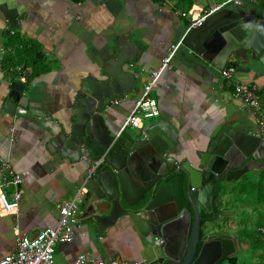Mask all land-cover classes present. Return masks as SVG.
<instances>
[{"label": "crops", "instance_id": "1", "mask_svg": "<svg viewBox=\"0 0 264 264\" xmlns=\"http://www.w3.org/2000/svg\"><path fill=\"white\" fill-rule=\"evenodd\" d=\"M225 1L191 0L186 13L180 0H0V159L7 160L23 181L18 212L5 214L0 209V257L15 251L16 233L34 236L55 228L57 204L71 199L86 176L83 159L48 149L49 126L68 130L70 106L82 79L97 75L118 56L127 59L123 70L134 75L133 87L107 110L120 132L144 84L161 67L171 46L184 40L190 14ZM185 51L182 42L151 90L159 115L145 123L165 122L175 130L179 161L191 158L214 130L226 124L258 131L218 70L207 63L186 62ZM16 52L24 53L16 56ZM36 53H40L38 62H34ZM232 64L236 80L258 87L264 107V75L246 69L234 57L226 67ZM13 93L26 98L28 106L16 103L14 114H9L4 104L13 101ZM74 232L72 242L54 248V259L57 256L61 264L83 252L103 261L141 260V242L127 217L102 235L94 225L85 224ZM229 236L239 251L243 240Z\"/></svg>", "mask_w": 264, "mask_h": 264}, {"label": "water", "instance_id": "2", "mask_svg": "<svg viewBox=\"0 0 264 264\" xmlns=\"http://www.w3.org/2000/svg\"><path fill=\"white\" fill-rule=\"evenodd\" d=\"M183 44L184 60L195 66L203 62L223 70L234 57L264 75V0L228 4L188 30ZM126 61L118 56L97 75L82 79L70 106L68 130L49 126L51 153L74 160L102 159L79 202L80 224L94 225L102 235L121 218H129L141 242L140 264H222L238 251L233 238L203 240L200 224L213 217L214 183L237 182L264 169V136L244 125L226 124L191 158L179 161L177 133L165 122L143 126L140 138L118 132L107 110L133 87L134 75L123 70ZM10 97L13 101L4 104L9 114L16 103L28 106L20 93Z\"/></svg>", "mask_w": 264, "mask_h": 264}, {"label": "built area", "instance_id": "3", "mask_svg": "<svg viewBox=\"0 0 264 264\" xmlns=\"http://www.w3.org/2000/svg\"><path fill=\"white\" fill-rule=\"evenodd\" d=\"M244 0H226L221 5L209 9L207 11H194L190 14V25L187 29L196 28L219 9L228 4H240ZM183 42L171 46L169 53L162 62L161 67L154 71L150 80L144 84L140 97L134 102L133 108L126 117L120 132L126 127L140 129L142 127V119H151L159 115L157 101L150 96L151 90L155 87L161 73L168 66L174 53ZM219 76L228 82L232 88V94L235 98H239L244 109L257 125L258 131L254 132L256 136H264V116L261 110L259 89L256 85L242 83L234 78L236 67L229 65L223 70L217 71ZM120 99H115L111 103L117 105ZM19 113H25L23 109H18ZM83 152V149H81ZM86 176L80 186L77 188L71 199H65L57 204L58 222L53 229H44L34 236H25L16 233L15 235V251L3 257H0V264H57L54 259V248L56 245H64L73 241L75 237L74 228L80 224V215L78 214V204L86 192V183L88 179L95 173L96 168L102 162V159L87 161ZM22 178L15 172L11 164L0 159V209L5 214L17 213L22 198ZM264 234V229H260ZM156 244H160V239H155ZM63 264H140L137 261L125 262L119 258H111L106 261L99 260L90 253H80L73 261Z\"/></svg>", "mask_w": 264, "mask_h": 264}, {"label": "rangeland", "instance_id": "4", "mask_svg": "<svg viewBox=\"0 0 264 264\" xmlns=\"http://www.w3.org/2000/svg\"><path fill=\"white\" fill-rule=\"evenodd\" d=\"M261 110L264 116V107L262 105ZM142 122L143 125H145V123H149L151 121L149 119H142ZM255 126L257 128L256 124ZM127 130L131 132L134 137L140 138L138 136V133L140 132L138 129L128 127ZM246 175L249 180L244 181L245 177H243L236 183L226 184L223 186L225 193L223 197H225L220 199L219 206L223 209L226 217L218 220L217 224L220 223L219 226L221 231L238 239H246L247 242L245 241V243H248L243 244L244 240L241 241L242 244L240 246V250L234 255L238 260L236 264H258L259 258L253 256L247 248L250 244L251 238H254L256 235H260L257 232L258 227H264V172H248ZM241 186L245 187L243 191L244 194L239 195L238 193ZM78 209V214L81 215L82 207L80 203L78 204ZM216 229H218V226ZM210 230L211 228H208L206 232ZM212 230L211 233H214ZM258 231H260V229H258ZM261 237L264 239L263 233H261ZM55 262L57 264H61L57 256L55 258ZM222 264L228 263L227 261H224Z\"/></svg>", "mask_w": 264, "mask_h": 264}, {"label": "trees", "instance_id": "5", "mask_svg": "<svg viewBox=\"0 0 264 264\" xmlns=\"http://www.w3.org/2000/svg\"><path fill=\"white\" fill-rule=\"evenodd\" d=\"M73 1H75V2H78V1H82V0H73ZM179 3H181V4H183V7H184V11L187 13L188 11H189V9L191 8V6H192V3H191V0H180V2ZM28 48H29V50H30V48H33V45H30V46H28ZM26 52V51H25ZM21 53H24V52H21ZM21 53H17L16 52V56H18L19 54H21ZM34 57H35V59H34V62H38V60L40 59V53H36V54H34ZM23 57H21V59H22ZM23 59H25V58H23ZM233 65V64H232ZM229 66V65H228ZM234 66V65H233ZM243 177H245V179H244V181H246V180H249V178H248V176L247 175H245V176H243ZM242 177V178H243ZM241 178V179H242ZM240 179V180H241ZM251 179V178H250ZM240 180H238V181H240ZM237 181V182H238ZM244 183H246V182H244ZM247 184V183H246ZM214 188H215V193H214V195H215V200L216 201H219L220 202V199H221V196H223V195H225V193H224V190H223V185H220V184H218V183H214ZM244 186H241V188H240V191H239V195H242V194H244L243 193V191H244ZM220 205V204H219ZM258 229H264V227H261V226H259L258 227ZM258 229H257V232H258V234H260V235H256L254 238H251V241H250V244L248 245V248H247V250H250V252H251V254L253 255V256H255V257H258L259 258V263L258 264H264V239H262V237H261V233H260V231H258ZM247 236V235H246ZM241 240H244V241H246V239H241ZM247 242V241H246ZM248 244V243H247ZM258 252H259V254H258ZM227 263L228 264H236L237 263V258L235 257V256H233V257H231V258H228L227 260Z\"/></svg>", "mask_w": 264, "mask_h": 264}, {"label": "flooded vegetation", "instance_id": "6", "mask_svg": "<svg viewBox=\"0 0 264 264\" xmlns=\"http://www.w3.org/2000/svg\"><path fill=\"white\" fill-rule=\"evenodd\" d=\"M124 131H125V129H124ZM179 177L181 178L182 174ZM224 185H226V184H224ZM184 187L185 186H183V185L181 187L182 199H183V202L185 203V205H187L186 200H185V195H184V191H185ZM214 191H215V188H214ZM214 193L215 192H213V212H214L213 217L210 220H208V221H201V224H200L201 225L200 236H201V238L203 240L207 239V237H211L212 238V237H216V236H227V235H229L228 233H225V232L221 231L220 226H219L220 223L217 224V221L220 220V219H224L225 215H224L223 209L219 206V201L215 200ZM222 197L223 196H221V198ZM145 199H146V197L143 198L144 201H145ZM140 204L138 206H135L134 208H138L139 206H141ZM217 226H218V229H216ZM208 228H211V230L215 228L214 230H212V231H214V233H211V230L206 232V230Z\"/></svg>", "mask_w": 264, "mask_h": 264}]
</instances>
